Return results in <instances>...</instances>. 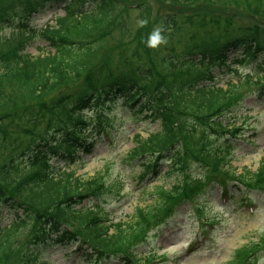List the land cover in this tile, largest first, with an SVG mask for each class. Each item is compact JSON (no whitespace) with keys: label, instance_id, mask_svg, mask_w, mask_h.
<instances>
[{"label":"trees","instance_id":"16d2710c","mask_svg":"<svg viewBox=\"0 0 264 264\" xmlns=\"http://www.w3.org/2000/svg\"><path fill=\"white\" fill-rule=\"evenodd\" d=\"M169 1L189 8L195 5L192 0ZM212 1L236 15L166 12L160 25L157 19L149 26L153 34L144 36L141 48L146 56L138 48L130 53L120 49L115 57L126 54L130 64L116 74L113 70L120 69L119 64L102 61L89 72L96 59L91 67L87 61L106 50L112 40L108 32L117 0H42V8L62 4L64 9L54 26L46 24L42 29L30 21L32 13L40 10L37 0H0V84L3 82L1 89L9 88L6 96L0 95V109L29 102L33 103L30 110L34 109L30 115L40 116L26 119L30 128L25 127L28 141L23 147L10 144L13 137L0 123L4 134L0 141V203L14 216L9 223L0 221V264H51L44 255L53 245L79 247L88 264L99 258L119 264H156V253L139 255L135 251L145 238V227L155 221L159 224L164 211L171 212L187 199L201 211L206 202L198 196L204 194L210 173L245 186L264 184V165L254 173L236 176L227 168L230 148L217 143L247 126L248 117H242V112L238 124L239 110H232L248 96L256 94V104L264 96V0ZM19 4L21 8H16ZM239 8L254 12V20L245 22V27ZM195 18L207 36L203 41H193L179 51L160 48V38L172 39ZM7 25H12L9 35L3 33ZM119 26L127 34L123 21ZM35 37L47 41L53 50L37 56L27 53ZM225 71L239 75L236 83L216 81ZM71 86L73 91L59 93ZM119 98L122 108L131 109V114L139 115L147 108L152 120H159V130L136 139L128 154L127 160L137 161L140 167L138 182L150 184L166 174L177 180L169 188L151 193L156 202L138 207L127 221L113 223L101 199L120 191L124 182L107 183L102 172L85 178L74 167L93 150L112 121L121 124L113 113ZM36 102L46 104L47 110L37 109ZM43 115L49 116L48 123L39 131L37 122L43 123ZM196 135L199 139L194 141ZM164 162L169 166L166 172L161 167ZM192 163L204 172L191 177ZM263 247V237L242 247L235 255L238 264Z\"/></svg>","mask_w":264,"mask_h":264},{"label":"rangeland","instance_id":"374dc122","mask_svg":"<svg viewBox=\"0 0 264 264\" xmlns=\"http://www.w3.org/2000/svg\"><path fill=\"white\" fill-rule=\"evenodd\" d=\"M37 1V9L40 8V10H37L30 16L31 25H33V27L39 29L47 22H49L51 26H54L56 18L64 15L62 4H53L47 7L45 6L46 8H42V0ZM117 1V12L113 16L111 22L113 23L110 26L111 31L108 32L112 40L106 50L89 56V60L87 61V63H89L88 67H91L96 61L89 69V72H92L93 67L98 63L99 65L103 63L106 65H112L114 63L119 64L121 68L117 69V67H115V70H113V72L116 71V74L127 70L130 61L128 62L126 59L130 57L126 54L119 58L115 56L119 55L120 49H124L126 53L132 51L136 52L137 48L140 51H144V48H141L144 43V36L151 32V34H153V28L149 26L157 19L160 25V21H162L166 12H179L185 15L190 13H192V15L207 13L206 15L209 16V14L219 11L223 14L234 13L236 15L230 8L212 0H192L195 5L190 8L184 5L173 4L169 0ZM89 5H91L90 2H87L86 7ZM129 6L132 7L129 8ZM18 7L21 8V5L19 4V6H16V8ZM238 10L243 17L244 27L246 25L245 22L254 20L253 11H249L246 8H239ZM261 14L264 16V12ZM249 17L251 18L246 20ZM118 18L121 19V21L119 20L120 22ZM122 21L126 25L124 30L127 31V34L124 35L121 31V26H119ZM200 25L201 21H199L198 18L192 19L190 24L186 22L182 30L175 33L172 39L169 37H166L168 40H165V37H163V39L160 38V48L166 47L167 49L179 51L185 48L187 49V46L193 41H201L207 36L204 34ZM11 26L12 25L5 26L3 28V33L9 35L12 29ZM192 37H194L193 40H191ZM157 39H159V37H157ZM50 50H53V48L47 41L41 37H35V39L28 44L25 51L32 56H37L41 52L46 53V51ZM144 55H147L145 51ZM93 59L96 60L93 61ZM109 60L112 63H109ZM132 67L133 64L131 68ZM216 70H218L217 67ZM104 75H106V73H104ZM236 78L238 79V75L236 77L229 71V73L226 72L223 75H218L216 81H219L221 85H226L230 80H232L231 83H236ZM2 84H0V95L6 96V91L9 88L1 89ZM65 91H73V86L62 88L59 93L61 94ZM253 98V96H250L248 99L249 102L245 101L244 104L232 110H239L236 111V113L239 112L238 115H241L242 112L243 115H249L246 122L251 123L248 125V128H244L242 137L236 139V141L232 143L234 145V147H232L233 154L231 159L229 158L227 168L235 172L236 176L244 172L254 173L260 166L264 165V102L257 105L253 102ZM38 103L40 102L34 103L37 109L41 111L42 109L44 111L47 110L46 104L40 105ZM122 103V99L119 98V102L113 108V113H117L114 119H116L117 122L122 121V124L119 126V124L113 122L109 125L111 129L110 132L114 134L113 138L111 133L109 135L113 143H108L109 140L106 138L101 141L99 139L93 150L89 154H85L82 161L75 164L74 167L76 168V173L85 178L102 172L104 173L103 177L108 181L107 183L115 180L119 184H121L120 181L124 182L120 191L106 194L105 198L101 199V204L107 210L111 211L110 219H112L113 223L127 221L138 207H144L145 205L156 202V199L152 197L151 193L162 188H169L170 185L177 180L174 175L166 174L150 184L147 183V180L143 181V183L138 182L140 167L134 164L135 161L131 163L127 160L128 154L133 149L136 139L141 137L145 138L148 134L159 130V120H152L151 117H147L149 116L147 112L140 113L137 117L135 115L129 116L122 112ZM32 106L33 103L21 102L16 104L12 109H0L1 126L13 137V139L10 140L11 145L23 147L27 143L28 130L26 128H28V126L26 119L28 116H30L29 118L33 116L36 118L40 117H38L36 113L30 115L31 112H34V109L31 111L29 108ZM48 117L49 116L46 115L41 117L43 123L37 122V130L40 131V129L45 127L46 123H48ZM237 121L238 124L241 122L240 119ZM254 123L257 125L255 131L249 130ZM115 124L116 127H119L114 133ZM3 136L4 134L0 132V141ZM14 138L18 140L15 141ZM193 139L197 141L199 139L198 135ZM187 147H191V143L188 144ZM7 153L9 152H6V154ZM168 167V163L164 164L163 171L166 172ZM189 169L188 174H191V177L201 175L200 173L204 172V169L195 163H192V165L189 164ZM209 175L212 176L211 173ZM212 177L209 180H211ZM224 180H226V178L221 179L222 183L225 182ZM211 181L213 182L214 180ZM236 182L237 181H235V184ZM214 189L215 190L211 193H206L204 196L203 200H205L206 204L199 212L194 209L191 202L184 205L178 203L173 207L171 212H160L159 215L162 213V215H160L162 219L159 221V224L155 221L154 223H149L145 227V238H141L140 241L145 242L140 244L136 249L139 255L156 252L154 257L158 261L157 264H238L239 258L235 256L237 251L242 247H249L262 237L264 238V190L250 191L251 197L255 199L254 202L256 200L260 202H258V207L256 209L249 210L246 204L240 205L242 202L241 199H239L240 193L242 192L241 185L236 189L233 184H228V193L233 192L236 197L234 196L233 200L226 204L221 200H216V196L221 191L220 185H214ZM247 201L252 202L250 198ZM1 204L2 203H0V221L2 224H6L9 223L14 216L13 214L10 215V213L7 214V206H2ZM247 204L250 203L247 202ZM203 218L205 221H202ZM155 223L158 224V228L155 227ZM111 231L113 230L111 229L110 232ZM84 255L86 254L83 253V250L78 252L75 249H71V247L61 248L60 246L53 245L46 250V257L44 256V258L50 260L51 264H88L82 259ZM245 263L246 260L244 259L242 264ZM108 264L118 263L112 259ZM257 264H264V254L258 256Z\"/></svg>","mask_w":264,"mask_h":264}]
</instances>
